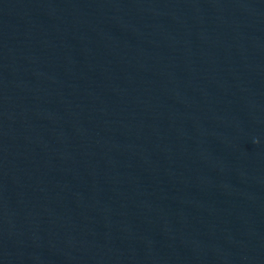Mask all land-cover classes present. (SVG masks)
Instances as JSON below:
<instances>
[{
	"label": "water",
	"instance_id": "obj_1",
	"mask_svg": "<svg viewBox=\"0 0 264 264\" xmlns=\"http://www.w3.org/2000/svg\"><path fill=\"white\" fill-rule=\"evenodd\" d=\"M0 264H264V0H0Z\"/></svg>",
	"mask_w": 264,
	"mask_h": 264
}]
</instances>
